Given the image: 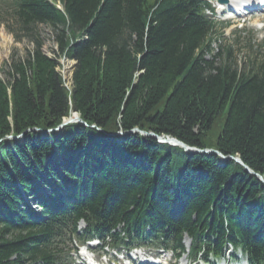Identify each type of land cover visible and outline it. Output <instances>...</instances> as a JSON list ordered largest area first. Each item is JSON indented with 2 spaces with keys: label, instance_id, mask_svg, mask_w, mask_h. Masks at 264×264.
<instances>
[{
  "label": "trees",
  "instance_id": "16d2710c",
  "mask_svg": "<svg viewBox=\"0 0 264 264\" xmlns=\"http://www.w3.org/2000/svg\"><path fill=\"white\" fill-rule=\"evenodd\" d=\"M1 5L29 48L0 77V264H71L70 245L88 239L180 258L184 238L197 260L231 247L264 264V53L218 43L207 0ZM60 57L74 62L69 89ZM72 113L82 122L62 125Z\"/></svg>",
  "mask_w": 264,
  "mask_h": 264
},
{
  "label": "rangeland",
  "instance_id": "374dc122",
  "mask_svg": "<svg viewBox=\"0 0 264 264\" xmlns=\"http://www.w3.org/2000/svg\"><path fill=\"white\" fill-rule=\"evenodd\" d=\"M210 3L212 7L215 9V19L217 20L218 23H220L218 27L220 28L219 31L222 33V36L220 38V41H218V43L222 44L224 42L231 44L235 50V55L239 59H244L248 55H251L252 51H257L260 54L264 53V11L253 13L247 17L237 19L236 21H229V20H225L227 14L219 13L218 8H216L217 0H210ZM1 8L2 5L0 0V9ZM259 27L263 29H260ZM41 35L45 40L42 49L43 52L50 57H55L56 50L54 45L52 44L49 30L45 27H42ZM238 36L239 38H237ZM235 39H238V43L236 44L234 42ZM247 39H250L251 49H248V47H246ZM28 48H29V44L26 40H23L21 42H15L13 37L6 31L3 24H0V77L2 79H6L3 70L5 69V67H3V64L8 63L9 57L11 55H14L15 57L16 55L23 56L26 49ZM56 59L58 60L59 63V66L57 67L56 70L62 76L65 84L66 85L70 84V72L73 62L63 58H59V59L56 58ZM33 207L34 206H32V208ZM78 227L82 228L83 224L80 223ZM184 244L185 246H187L188 244L187 240L184 241ZM95 245L96 243L94 242L91 243V247H92L91 250L93 252V255H96L100 261L104 262L109 260L110 262H113L111 264H128L127 261L124 258H122V254L116 255L114 251L110 249H102L100 251L98 245L97 246ZM139 249L135 250L137 254H154V255L156 254L161 257L162 263L168 262L169 264H173V260L169 254L162 255L153 248L140 247ZM78 251L79 253H77L74 256L75 258L74 260L76 261L75 263L86 264L81 260L82 258L81 248ZM135 251H131L130 254L133 256ZM188 260L189 258L187 256H183L176 264H184V263L186 264V262L188 264H203L199 262H192V261L189 262ZM226 261L227 259L213 264H224Z\"/></svg>",
  "mask_w": 264,
  "mask_h": 264
},
{
  "label": "water",
  "instance_id": "95a60500",
  "mask_svg": "<svg viewBox=\"0 0 264 264\" xmlns=\"http://www.w3.org/2000/svg\"><path fill=\"white\" fill-rule=\"evenodd\" d=\"M72 120H79V121H80L79 117H78L77 114H75V113L73 114V117H72V118H69V119L67 120V122L72 121ZM135 130H137V129H135ZM141 133L144 134V135L147 136V137L157 139L159 142H166V143H169L170 145H177V146L183 148V150H184L185 152H207V153H217L216 151H213V150H197V149L191 148V147H189V146L183 144L182 142L178 141V140L175 139V138H166L165 140H162L161 137H159V136H157V135H155V134H153V133H146V132H143V131H141ZM227 159H233L236 163H239V164L243 165V167H244V169H245L246 172L253 174V172H252L251 170H249L248 167L245 166V165L241 162V160H240L239 158H237V157H236V158H233V157H230V156H229V157H225V156H222V155H221L220 161H221V162H224V161H226ZM259 179H260L261 181H263L261 177H259Z\"/></svg>",
  "mask_w": 264,
  "mask_h": 264
},
{
  "label": "bare ground",
  "instance_id": "6f19581e",
  "mask_svg": "<svg viewBox=\"0 0 264 264\" xmlns=\"http://www.w3.org/2000/svg\"><path fill=\"white\" fill-rule=\"evenodd\" d=\"M227 4V3H226ZM67 120V119H66ZM65 120V121H66ZM167 137H161V139L162 140H165ZM170 138V137H169ZM160 143H166V142H160ZM167 144H169V143H167ZM170 145V144H169ZM171 146H177V145H171ZM188 146V145H187ZM190 147V146H189ZM192 148H194V147H192ZM231 160V159H230ZM30 201V200H29ZM185 264V263H184Z\"/></svg>",
  "mask_w": 264,
  "mask_h": 264
}]
</instances>
